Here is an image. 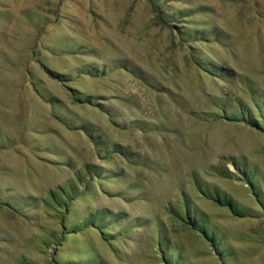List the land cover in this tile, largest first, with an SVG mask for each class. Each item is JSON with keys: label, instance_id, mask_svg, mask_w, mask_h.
<instances>
[{"label": "rangeland", "instance_id": "374dc122", "mask_svg": "<svg viewBox=\"0 0 264 264\" xmlns=\"http://www.w3.org/2000/svg\"><path fill=\"white\" fill-rule=\"evenodd\" d=\"M240 111L264 122V0H0V264H264Z\"/></svg>", "mask_w": 264, "mask_h": 264}, {"label": "trees", "instance_id": "16d2710c", "mask_svg": "<svg viewBox=\"0 0 264 264\" xmlns=\"http://www.w3.org/2000/svg\"><path fill=\"white\" fill-rule=\"evenodd\" d=\"M173 23L168 25V26H172L174 29L178 30L180 28V25H177L179 24L178 22L176 23V21H172ZM176 23V24H175ZM174 24V25H173ZM194 64L196 66H199V63H197L196 61H194ZM219 72V71H218ZM226 74V71L225 73ZM50 75L56 79V80H59V82H61L62 84H65L67 81H63L62 78H65L63 75H56V74H52L50 73ZM73 100L75 101H78V102H81L82 104H87L88 103V100H86V102H82L80 101L75 95L72 97ZM238 120H242L243 122H246L247 124H249L252 128H255V129H259L261 130V132L264 133V122L262 123H257L256 121H253L251 119H249V114L245 111H240V117L237 118ZM112 152V150L110 151ZM233 166H235L236 168V173L238 172V174L240 175H244V171L240 170L242 168H239L238 167V163L237 162H231ZM88 173H90V171H88ZM87 181V180H86ZM85 184V183H83ZM84 189V188H83ZM61 192L63 193V190L61 189ZM67 195H68V192H66ZM206 197L209 199V200H212L214 201L216 204H218L219 206L221 207H224L226 208L228 211H230V213L236 217H242L243 214L241 211H239L235 206L234 204L231 202V200L225 198V197H221L220 195L218 194H215V193H211V192H207L206 194ZM60 207V205H58ZM63 207H66L63 206ZM64 209V208H63ZM98 211L90 214V215H93V214H96ZM101 213H103L102 217L101 218H98V220L95 221V223L97 224V226H92L91 224L93 223L95 225L94 222H90L89 219L88 220H81L79 221V223H77L76 225H73L75 227V230H78V231H81V230H84V229H89V227H92L93 230H98L101 234H103V231L105 230V225H102L103 224V218L104 217H108L109 220L108 222L109 223H113V222H116L119 215H112V214H109L107 213L106 210H100ZM194 213H185V217L186 219L188 220V226L191 227V229L195 230L197 229V223L196 221L194 220V217L196 215H194L193 217H191L190 215H193ZM94 219V218H93ZM108 224V223H107ZM77 228V229H76ZM77 231V232H78ZM212 232V231H211ZM71 233H75V232H72ZM212 234H214L212 232ZM204 239L209 242V243H212L213 244V240L211 237H209L206 233H202Z\"/></svg>", "mask_w": 264, "mask_h": 264}]
</instances>
